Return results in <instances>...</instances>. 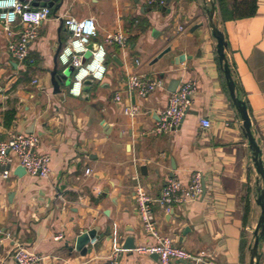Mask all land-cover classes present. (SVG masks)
I'll return each mask as SVG.
<instances>
[{
    "label": "crops",
    "instance_id": "1",
    "mask_svg": "<svg viewBox=\"0 0 264 264\" xmlns=\"http://www.w3.org/2000/svg\"><path fill=\"white\" fill-rule=\"evenodd\" d=\"M38 1L51 8V16L30 44L34 62L9 55L0 27V141L15 133L36 134L38 153L51 159V177H19L15 160L5 180L0 168V264H17L18 246L45 258L42 264H112L117 247L120 264H159L154 254L123 250L129 236L136 237L137 248L153 242L138 215L136 187L157 199L168 179L188 184L196 172L205 184L198 201L170 213L153 205L159 233L190 253L210 254L215 264H249L261 213L260 179L209 27L210 0H166L165 8L143 0ZM217 15L264 161V0L249 19L223 21L218 4ZM66 16L96 21L92 48L103 45L107 33L128 37L125 48L105 44L107 76L86 83L82 97L68 92L71 84L60 92L52 85L56 63L64 71L57 54L70 38ZM133 74L162 86L148 97L129 94L125 82ZM177 79L196 84L192 111L179 129L159 135L155 129L171 95L168 86ZM126 107L138 114L127 115ZM204 119L210 128L200 124ZM107 190L99 204L91 200V194L99 198ZM90 230L98 241L92 245V239L90 253L82 256L76 238ZM260 250L264 264V239Z\"/></svg>",
    "mask_w": 264,
    "mask_h": 264
},
{
    "label": "built area",
    "instance_id": "2",
    "mask_svg": "<svg viewBox=\"0 0 264 264\" xmlns=\"http://www.w3.org/2000/svg\"><path fill=\"white\" fill-rule=\"evenodd\" d=\"M152 8H165L166 0H143ZM38 0H0V27L7 40L9 55L20 62H34L30 56V44L38 39L40 26L49 20L51 8L41 6ZM65 28L69 40L59 52V66L63 70L73 68L72 82L68 92L74 97H82L86 82H103L107 76V59L105 44H116L125 48L128 37L123 32L107 33L103 45L90 49L93 40L97 38V25L93 18L80 20L66 16ZM90 56L86 58V54ZM137 64H139L137 62ZM38 83V81H34ZM162 86L161 81L147 79L142 75H129L125 82V90L129 94L148 97ZM197 92L193 81L181 82L175 93H171L166 109L160 115L155 133H168L179 129L186 117L192 111L193 97ZM116 101L122 96L117 94ZM125 113L130 116L138 114V110L126 107ZM205 128H210V122L204 119L200 122ZM40 139L36 134L15 133L8 141H0V168L2 177L7 180L11 175V166L15 160L31 177H39L50 181L51 159L49 155L38 153ZM87 172H90L88 169ZM204 180L201 172L193 173L190 182L176 177L167 180L157 199H152L144 186L138 185L135 191L138 215L142 221L146 235L153 242L136 248L141 255L156 254L159 264H172L174 259L184 260L193 264H215L212 256L204 251L190 253L175 246L170 236L161 235L157 228L153 205L159 204L165 212L170 213L175 206L198 201L203 194ZM97 239L91 241L92 245ZM121 249L115 248L111 253L112 264H120ZM17 264H42L45 258L29 253L24 247L18 246L13 254Z\"/></svg>",
    "mask_w": 264,
    "mask_h": 264
},
{
    "label": "water",
    "instance_id": "3",
    "mask_svg": "<svg viewBox=\"0 0 264 264\" xmlns=\"http://www.w3.org/2000/svg\"><path fill=\"white\" fill-rule=\"evenodd\" d=\"M50 6H53V3H50ZM206 15H208L209 20V27L211 29V33L213 34L214 38L217 41L216 45V52H218L219 60L222 65V68L224 70L225 79L227 83V87L230 91L231 100L234 106H236L239 117L243 124L244 129V135L248 140L249 148L252 152V161H254L256 171L259 175V182H258V188H257V204L261 209L260 218L258 220V223L255 227V230L253 232L254 234V241L249 247V253H250V263L249 264H260L262 252H261V243L264 239V161H262V151L261 148L256 141L253 130H252V124H251V118L248 111V106H246L243 99L240 98L238 95V91L236 88V83L232 75V70L229 63V58L226 51V40L224 33H222L220 29V22H219V15H217V0H210V7L205 8ZM97 46H95L96 48ZM61 48L58 51H61ZM90 46V49H95ZM57 56L59 57V55ZM86 58L90 56V52L86 54ZM52 76V85L55 89V92H60L61 86H67L70 85L72 82V75H73V68L68 67L66 70L62 71L61 73L58 70V64L56 63L55 67L51 71ZM164 77V75L162 76ZM90 82V81H88ZM86 82V83H88ZM181 80H173L169 86L168 89L171 93H175L177 91L178 86L180 85ZM1 91V89H0ZM33 133V132H32ZM30 133V134H32ZM145 168V167H144ZM15 174H17L19 177L25 176L26 170L23 167H19ZM205 190V184L204 189ZM108 190L101 194L99 198H95L93 194H91V200L94 201L96 204H99L100 200H102L104 197L107 196ZM95 237V231L90 230L89 232H84L80 236H78L76 239V250L81 253L82 256L87 255L90 253L91 250L86 249V246L90 244V241L94 239ZM137 248L136 245V237L135 236H129L126 239L125 244L123 245V250H135ZM157 259H159V256L154 254ZM184 264H193L191 262H187L182 260Z\"/></svg>",
    "mask_w": 264,
    "mask_h": 264
},
{
    "label": "trees",
    "instance_id": "4",
    "mask_svg": "<svg viewBox=\"0 0 264 264\" xmlns=\"http://www.w3.org/2000/svg\"><path fill=\"white\" fill-rule=\"evenodd\" d=\"M259 0H217L218 11L223 21L243 20L254 17L258 12ZM250 205L246 204L245 216L249 218Z\"/></svg>",
    "mask_w": 264,
    "mask_h": 264
},
{
    "label": "rangeland",
    "instance_id": "5",
    "mask_svg": "<svg viewBox=\"0 0 264 264\" xmlns=\"http://www.w3.org/2000/svg\"><path fill=\"white\" fill-rule=\"evenodd\" d=\"M62 72V70L60 71V73Z\"/></svg>",
    "mask_w": 264,
    "mask_h": 264
}]
</instances>
